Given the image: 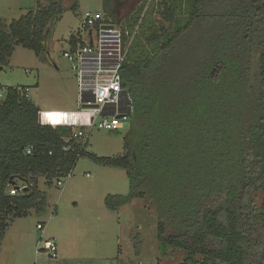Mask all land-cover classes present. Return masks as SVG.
<instances>
[{"label":"trees","instance_id":"1","mask_svg":"<svg viewBox=\"0 0 264 264\" xmlns=\"http://www.w3.org/2000/svg\"><path fill=\"white\" fill-rule=\"evenodd\" d=\"M37 3L17 20L0 18L1 66L18 45L45 56L65 10L63 0ZM158 12L164 22L148 24ZM104 13L128 31L125 152L89 153L75 127L39 122L26 87L3 89L0 250L16 218L45 211L40 179L52 185L87 156L127 171L130 191L107 195L110 210L153 198L161 254L183 251L179 264H264V0H141L125 18L106 0ZM21 180L32 186L11 195Z\"/></svg>","mask_w":264,"mask_h":264},{"label":"rangeland","instance_id":"2","mask_svg":"<svg viewBox=\"0 0 264 264\" xmlns=\"http://www.w3.org/2000/svg\"><path fill=\"white\" fill-rule=\"evenodd\" d=\"M111 1L119 17L125 18L136 11L141 0ZM105 2L63 0L65 11L53 25L45 56L15 46L8 63L0 65V92L4 93L3 89L10 86L26 87L31 100L41 110L80 111L77 76L64 52L70 48V37L82 29L85 11L105 12ZM37 6V0H0V18L11 22ZM150 7L156 8L154 4ZM158 21L164 22V19L159 12L153 13L148 24ZM129 127L130 123L118 131L96 127L89 131L90 128L84 127L90 132L87 151L104 157L122 155ZM62 180L63 185L57 186L56 180L47 185L40 179L48 205L45 211L31 210L28 216L16 218L9 225L0 250V264H49L43 261L46 251L39 249L48 240L58 243L62 260L64 253H77L89 258L88 264H179L183 261L185 253L179 249L161 254L157 205L149 195L118 210L106 206L107 195L129 193L130 180L125 169L99 164L86 156L79 158L73 174ZM38 223H43V229L37 228Z\"/></svg>","mask_w":264,"mask_h":264},{"label":"built area","instance_id":"3","mask_svg":"<svg viewBox=\"0 0 264 264\" xmlns=\"http://www.w3.org/2000/svg\"><path fill=\"white\" fill-rule=\"evenodd\" d=\"M122 26L115 23L101 11H85L83 27L76 35V44L64 52L78 80L80 108L78 112L44 111L39 112L42 125H66L78 128L74 137L85 144L90 132L84 127L118 131L130 123L133 113V99L123 85L122 67L127 58L128 45L125 44ZM70 43V40H69ZM27 96L29 89H26ZM4 93L0 92V98ZM68 142V139L66 140ZM32 147L27 149L30 154ZM73 169L56 179V185H63V178L70 177ZM12 183L11 195L24 192L31 183ZM43 229V224H37ZM50 258L59 257V247L55 240H48L43 247Z\"/></svg>","mask_w":264,"mask_h":264},{"label":"crops","instance_id":"4","mask_svg":"<svg viewBox=\"0 0 264 264\" xmlns=\"http://www.w3.org/2000/svg\"><path fill=\"white\" fill-rule=\"evenodd\" d=\"M69 112H72V111H69ZM39 249L41 251H46L45 252L46 257L43 258L44 263H49V264H88V262H89V258L84 257V256H80L77 253H76V255L71 254V253H68V254L64 253L66 256H64L63 260L61 259V257H58L57 259H52V258H50L47 250L43 249V247H39ZM38 253H41V252H38Z\"/></svg>","mask_w":264,"mask_h":264},{"label":"water","instance_id":"5","mask_svg":"<svg viewBox=\"0 0 264 264\" xmlns=\"http://www.w3.org/2000/svg\"><path fill=\"white\" fill-rule=\"evenodd\" d=\"M0 69H2V67H0Z\"/></svg>","mask_w":264,"mask_h":264}]
</instances>
